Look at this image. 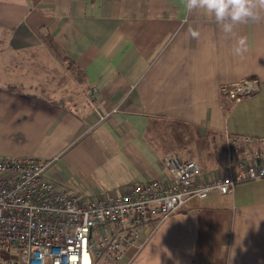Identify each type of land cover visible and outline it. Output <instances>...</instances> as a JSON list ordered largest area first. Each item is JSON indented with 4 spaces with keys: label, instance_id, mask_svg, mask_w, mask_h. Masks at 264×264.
Segmentation results:
<instances>
[{
    "label": "crops",
    "instance_id": "obj_1",
    "mask_svg": "<svg viewBox=\"0 0 264 264\" xmlns=\"http://www.w3.org/2000/svg\"><path fill=\"white\" fill-rule=\"evenodd\" d=\"M8 49L0 157L55 159L46 177L82 200L170 177L165 158L193 142L208 150L184 160L207 175L227 137L264 146V14L225 35L182 0H0ZM246 82L239 102L225 91ZM246 183L174 213L123 264H264V178Z\"/></svg>",
    "mask_w": 264,
    "mask_h": 264
},
{
    "label": "built area",
    "instance_id": "obj_2",
    "mask_svg": "<svg viewBox=\"0 0 264 264\" xmlns=\"http://www.w3.org/2000/svg\"><path fill=\"white\" fill-rule=\"evenodd\" d=\"M256 90L246 82L225 91L239 102ZM225 142L227 163L214 175L172 155L164 160L170 177L86 200L46 177L55 159L0 157V264H123L185 206L214 191L233 195L236 185L264 178V146L254 148L256 138Z\"/></svg>",
    "mask_w": 264,
    "mask_h": 264
},
{
    "label": "clouds",
    "instance_id": "obj_3",
    "mask_svg": "<svg viewBox=\"0 0 264 264\" xmlns=\"http://www.w3.org/2000/svg\"><path fill=\"white\" fill-rule=\"evenodd\" d=\"M188 12L202 13L213 17L225 35L232 34L240 24L255 22L264 14V0H182ZM193 38L199 32L190 30ZM246 41L243 37L237 40L233 53L242 56L246 52Z\"/></svg>",
    "mask_w": 264,
    "mask_h": 264
},
{
    "label": "rangeland",
    "instance_id": "obj_4",
    "mask_svg": "<svg viewBox=\"0 0 264 264\" xmlns=\"http://www.w3.org/2000/svg\"><path fill=\"white\" fill-rule=\"evenodd\" d=\"M8 53H9V55H8ZM8 53L4 52L3 50H0V57H1V55H7L8 57H11L9 49H8ZM38 57L39 58H45V57L48 58L49 56L46 54L44 55V53H43L42 56L39 55ZM13 66H14V64L9 63V67H13ZM194 143H197V145H194ZM204 145H205V143L203 140H200V142H193L190 145H188V148L179 150V153L181 151L180 155L183 157V159H184V157H192V158L198 160L199 154L204 153L205 150H208V148L204 147ZM209 149H212V148H209ZM213 151H215V150H213ZM199 163H200V161H199ZM245 184H247V183L245 182ZM240 185H244V183L239 184V186Z\"/></svg>",
    "mask_w": 264,
    "mask_h": 264
},
{
    "label": "bare ground",
    "instance_id": "obj_5",
    "mask_svg": "<svg viewBox=\"0 0 264 264\" xmlns=\"http://www.w3.org/2000/svg\"><path fill=\"white\" fill-rule=\"evenodd\" d=\"M127 260V257L124 259L123 263Z\"/></svg>",
    "mask_w": 264,
    "mask_h": 264
},
{
    "label": "trees",
    "instance_id": "obj_6",
    "mask_svg": "<svg viewBox=\"0 0 264 264\" xmlns=\"http://www.w3.org/2000/svg\"><path fill=\"white\" fill-rule=\"evenodd\" d=\"M100 264H105L104 262H100Z\"/></svg>",
    "mask_w": 264,
    "mask_h": 264
}]
</instances>
